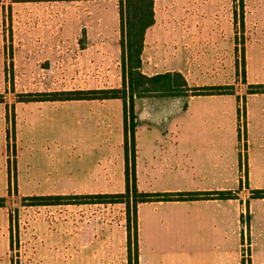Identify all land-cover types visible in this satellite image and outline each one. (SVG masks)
<instances>
[{
  "label": "rangeland",
  "instance_id": "374dc122",
  "mask_svg": "<svg viewBox=\"0 0 264 264\" xmlns=\"http://www.w3.org/2000/svg\"><path fill=\"white\" fill-rule=\"evenodd\" d=\"M119 1L0 0V264H136V238L138 264L140 212L143 264H178L179 255L181 264H202L203 252L223 242L213 230L219 226L235 251L228 264H250L252 243L259 264L264 0H154L142 72L180 73L188 97L149 93L135 102V186L187 199L213 195L150 198L137 206L136 230L132 207L86 198L125 191L122 102L39 101L44 94L121 89ZM203 87L227 94L204 95ZM51 195L66 196V205L21 201Z\"/></svg>",
  "mask_w": 264,
  "mask_h": 264
},
{
  "label": "trees",
  "instance_id": "16d2710c",
  "mask_svg": "<svg viewBox=\"0 0 264 264\" xmlns=\"http://www.w3.org/2000/svg\"><path fill=\"white\" fill-rule=\"evenodd\" d=\"M154 0H120L119 1V49L121 59V89L89 90V91H65L52 94H44L39 101L43 102H65V101H89V100H107L119 99L122 102L123 109V134H124V155H125V177L126 187L123 194L118 195H89L86 198L95 199L96 203H107L106 198H116L119 202L125 204L126 208L132 207L134 214V228L137 229V206L150 201V198H156L163 195L164 201H186L199 200V196L213 195V193H196L194 198L187 199L184 194L178 193H143L139 192L135 186L134 165V134L138 126V119L135 112V102L149 93H181V96L188 97V87L180 73H164L155 76H147L142 72L141 53L145 32L154 23L153 13ZM256 88V86H254ZM204 92V95H222L221 87H203L198 88ZM264 89V85H263ZM264 93V91L262 92ZM200 96V94H195ZM130 142V151L132 153L131 162L128 161L127 144ZM131 166L132 185L128 183V169ZM188 194V193H187ZM264 194V191L262 192ZM229 193H220V199H226ZM66 196H33L22 198L23 204L28 202L33 205L24 206H59L66 205L61 201ZM161 201V200H157ZM31 202V203H30ZM117 202V201H115ZM6 199L0 197V208L5 207ZM12 211L17 213V209ZM10 248L13 246V223L15 218L11 211L8 214ZM17 224V223H16ZM137 238L135 239V263L137 264Z\"/></svg>",
  "mask_w": 264,
  "mask_h": 264
},
{
  "label": "crops",
  "instance_id": "0c3cea01",
  "mask_svg": "<svg viewBox=\"0 0 264 264\" xmlns=\"http://www.w3.org/2000/svg\"><path fill=\"white\" fill-rule=\"evenodd\" d=\"M256 167H253L252 169V176L254 178H257L256 181L259 182V175L257 174ZM264 173V172H263ZM264 175V174H263ZM255 181V180H254ZM255 181V182H256ZM263 182V181H262ZM152 215L154 212H158L157 209H155L154 211H151ZM158 216V214L156 215V217ZM153 218V216H152ZM141 212L139 213V221H140V229H139V254H138V264H143V258L141 256V246H142V224H141ZM163 221H159L157 218L151 219V223H162ZM215 231H218V234H220V237L222 238V243L220 242L219 244L213 245L212 247V251L208 252L207 254H205L203 252V254L201 256H206L203 263L202 264H228V255L229 253H235L234 248H232V245H228L226 242V231L225 229L221 228L220 226L217 229H213ZM255 247H254V243H252V252H251V261L250 264H258L255 261ZM179 259L182 261H185L184 259V255L181 257L179 255ZM181 261H179L178 264H181ZM147 264V263H146ZM187 264V263H184ZM259 264H264V259L259 260Z\"/></svg>",
  "mask_w": 264,
  "mask_h": 264
}]
</instances>
